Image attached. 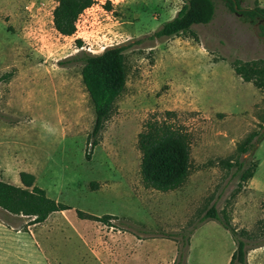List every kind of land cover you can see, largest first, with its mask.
I'll return each instance as SVG.
<instances>
[{
    "label": "rangeland",
    "instance_id": "obj_1",
    "mask_svg": "<svg viewBox=\"0 0 264 264\" xmlns=\"http://www.w3.org/2000/svg\"><path fill=\"white\" fill-rule=\"evenodd\" d=\"M57 1L0 0V179L22 186L20 173H32L71 208L51 219L52 264H176L187 239L186 264H229L237 245L223 225L246 243L248 264H264V89L233 68L254 65L251 77L264 79V25L240 14L264 0H238L237 12L212 0L210 23L160 39L187 0H96L81 34L96 54L127 47L129 71L96 146L75 63L88 44L56 31ZM167 111L191 135L193 170L184 187L161 193L143 185L138 136ZM212 207L219 221H203ZM78 211L113 219L82 220ZM0 219L31 223L1 209Z\"/></svg>",
    "mask_w": 264,
    "mask_h": 264
},
{
    "label": "trees",
    "instance_id": "obj_2",
    "mask_svg": "<svg viewBox=\"0 0 264 264\" xmlns=\"http://www.w3.org/2000/svg\"><path fill=\"white\" fill-rule=\"evenodd\" d=\"M233 12L238 11V0H228ZM97 4L96 0H58L53 13L56 31L65 37L76 33V23L80 15ZM110 9V2L104 4ZM251 22L258 21L264 25V9L257 5L254 9L241 11ZM215 15L212 0H187L177 16L165 23L155 34V38H170L188 32L195 25L210 23ZM82 46L81 40L77 41ZM125 46L107 48L104 52L93 55L82 53L75 58V63L82 66L81 76L93 104L95 121L90 135L92 144L98 145L106 123L117 113V102L125 94L128 82V66L125 57ZM236 74L245 82H252L257 88L264 89V79L251 77L252 69L233 67ZM176 112L167 111L151 117L138 136V149L142 155L140 174L145 188L161 193H170L184 187L192 174V141L188 131L173 119ZM89 159L90 156L88 155ZM22 186L7 183L0 179V209L8 214L27 217L36 225L44 223L54 213L65 212L71 208L48 196L47 192L36 183L32 173L21 172ZM254 171L247 172L244 182L253 178ZM78 218L109 224L113 216H93L82 211L77 212ZM205 220L219 221L217 210L212 207ZM9 225L4 219H0ZM264 230V220L260 222ZM223 227L233 236L237 248L229 264H248L246 243L237 240L234 232L225 225ZM185 238V237H183ZM190 240L184 242L189 250ZM182 245L179 247V259L176 264H186L187 256L183 255ZM186 257V258H185ZM183 259V261L181 260Z\"/></svg>",
    "mask_w": 264,
    "mask_h": 264
},
{
    "label": "crops",
    "instance_id": "obj_3",
    "mask_svg": "<svg viewBox=\"0 0 264 264\" xmlns=\"http://www.w3.org/2000/svg\"><path fill=\"white\" fill-rule=\"evenodd\" d=\"M112 0L113 3H116ZM54 214L41 224L27 227H14L0 220V264H52L51 219ZM59 229V227H57ZM61 231V230H60ZM8 237L20 238L12 245Z\"/></svg>",
    "mask_w": 264,
    "mask_h": 264
},
{
    "label": "built area",
    "instance_id": "obj_4",
    "mask_svg": "<svg viewBox=\"0 0 264 264\" xmlns=\"http://www.w3.org/2000/svg\"><path fill=\"white\" fill-rule=\"evenodd\" d=\"M103 5H104V4H103ZM88 10H89V9H88ZM86 11H87V10H86ZM86 11H85L83 14H81L80 17H79V19L77 20V23H76V33H75L73 36L76 35V39H77V40H81L82 42H84V44L86 43V45L88 44L87 51H88L90 54L92 53L93 55H97L98 53L96 54V51H93V50H92V48H91V46H90V43L87 42L85 36H83V35L81 34L80 23H81V21H82V18L85 17V13H87Z\"/></svg>",
    "mask_w": 264,
    "mask_h": 264
}]
</instances>
